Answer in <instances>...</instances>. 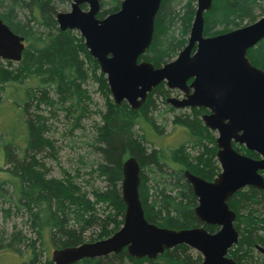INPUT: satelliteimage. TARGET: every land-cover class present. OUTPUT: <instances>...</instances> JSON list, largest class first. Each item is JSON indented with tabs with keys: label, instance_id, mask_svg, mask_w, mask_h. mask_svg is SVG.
Instances as JSON below:
<instances>
[{
	"label": "trees",
	"instance_id": "trees-1",
	"mask_svg": "<svg viewBox=\"0 0 264 264\" xmlns=\"http://www.w3.org/2000/svg\"><path fill=\"white\" fill-rule=\"evenodd\" d=\"M54 1L0 0V19L14 33L23 36L25 42L18 62L0 59V92H3L0 94V198L24 210L36 234L41 237L43 231H47L49 238L56 242L55 247L83 243V229L105 219L112 227L102 228L99 236L108 237L122 224L125 209L120 193L122 163L134 156L140 167L138 192L147 221L171 229L198 225L193 212L196 198L183 171L212 179L217 170L216 147L208 139V129L200 119L206 112L204 108H193L190 113L175 116L173 127L181 135V141L162 143L163 129L156 125L151 112L155 109V94L165 97L168 94L163 83L148 93L144 104L136 111L125 102L117 106L106 100L103 122L96 126L92 143L100 155L93 172L106 184L104 189L93 191L92 200L81 192L73 177L66 174L61 179L46 177L47 169L38 155L44 153V148L52 149V145L43 134L46 128L43 117L28 114V105L33 101L36 108L42 104L50 107L58 104L83 111L88 98L81 87L87 77L81 56L92 63L95 74L99 69L88 54L83 38L76 37L73 30L61 31L57 27ZM212 1L211 8L204 14L203 33L206 35L215 28L227 31L239 27L243 21L251 23L264 13V0ZM99 2L97 16L102 18L117 11L121 0ZM194 3L195 0H161L153 39L141 56L143 60L158 67L177 55L187 41ZM247 57L253 65L264 70V38L247 50ZM13 63L17 66L12 67ZM96 80L110 95L104 74L99 71ZM168 110L173 108L168 107ZM188 145L197 150L195 154L187 151ZM234 147L256 158L255 153L243 146L234 144ZM98 203L110 208L104 220L96 216ZM229 206L237 212L235 227L240 231L238 243L230 250V255L238 264H246L244 262L251 259L254 244L264 245L261 237L264 201L260 191L249 187L236 192ZM29 246V257L21 264H35L38 257L35 241ZM7 247L11 248L10 244ZM187 250L186 246H176L151 261L130 257L123 249L117 254L83 258L74 264H143V261L199 264L200 255L192 257L194 255ZM51 262L47 259V264Z\"/></svg>",
	"mask_w": 264,
	"mask_h": 264
},
{
	"label": "water",
	"instance_id": "water-1",
	"mask_svg": "<svg viewBox=\"0 0 264 264\" xmlns=\"http://www.w3.org/2000/svg\"><path fill=\"white\" fill-rule=\"evenodd\" d=\"M65 1H70V9L56 12L57 27L79 32L106 78L115 105L125 102L136 111L147 94L164 83L184 94L165 99L172 108L208 111L201 121L216 132L220 171L212 181L188 170L183 175L197 198L194 215L202 223L220 228L210 234L203 227L171 229L147 221L138 192L140 167L130 156L122 163L120 193L125 209L121 226L106 238L54 249L52 264H74L83 258L117 254L124 248L130 257L155 259L180 244L201 253V264H236L226 256L238 240L233 226L236 215L227 200L246 186L262 190L264 199L260 173L264 172V70L247 57V50L264 38V14L244 26L205 37L203 13L211 8L212 0H196L187 44L175 58L155 67L139 57L152 41L161 0H121L117 11L102 18L97 17L99 0ZM24 48V37L0 19V59L18 62ZM234 144L243 145L258 158L238 152ZM255 249L264 256L263 247L256 244Z\"/></svg>",
	"mask_w": 264,
	"mask_h": 264
},
{
	"label": "rangeland",
	"instance_id": "rangeland-1",
	"mask_svg": "<svg viewBox=\"0 0 264 264\" xmlns=\"http://www.w3.org/2000/svg\"><path fill=\"white\" fill-rule=\"evenodd\" d=\"M54 4L56 11L64 12L70 9L69 3L61 0H55ZM244 24H247V21H243L239 26ZM73 32L76 37H80L77 30H73ZM221 32L224 31L220 28H215L210 34L213 35ZM81 58L87 75L86 80L81 86L86 91L85 93L88 98L85 99L84 110H73V108H68V105H65L64 108L58 104L53 105V107L42 104L36 108L35 102L31 101L27 112L28 114H39L43 117L46 125L43 134L52 145V149L44 148V153L38 155L47 169L46 177L61 179L64 177V174L71 176L81 192L85 193L92 200L93 191L104 189L106 184L102 177L93 172L100 161V155L94 149L92 143L96 134V126L103 122L102 114L107 109L105 102L108 99L112 101V99L110 95H107L103 91L96 80L100 70L95 71V74L92 63L89 62L88 58L83 55ZM2 64L4 63L2 62ZM14 66H17V64L13 63L12 67ZM164 90L168 92L166 97H180V92L169 90L166 86ZM0 94H3V92H0ZM164 99L165 95L155 94V109L152 110L151 116L154 118L156 125L163 129L164 139L162 143L168 145L181 141L182 138L176 127H173L172 121L174 117L181 113H190V109L168 110V107L171 106L166 104ZM7 107L4 108L7 110ZM207 134L209 135L208 139L212 140L213 144H215L216 132L208 129ZM186 148L191 155L197 151L189 145ZM96 208V216L104 220L110 208L102 203H98ZM106 221V219L103 222L98 221L92 226L84 228L83 242H94L106 238L103 235L99 236L102 228L110 229L112 227V224L106 223ZM261 234V237L264 239V233L261 232ZM32 241H35V247L38 250L35 264H47V259L51 262V252L58 248L55 247L56 242L49 238L47 231H43L42 236L39 237L30 223L28 214L24 210L16 208L13 202L0 198V264H21V261L27 260L30 254L29 244ZM8 244H10L12 249L7 247ZM16 249L20 252H16ZM193 251L191 250V252ZM244 263L264 264V256L254 249L251 253V259ZM120 264L125 263L121 262ZM143 264L151 263L150 261H144Z\"/></svg>",
	"mask_w": 264,
	"mask_h": 264
},
{
	"label": "flooded vegetation",
	"instance_id": "flooded-vegetation-1",
	"mask_svg": "<svg viewBox=\"0 0 264 264\" xmlns=\"http://www.w3.org/2000/svg\"><path fill=\"white\" fill-rule=\"evenodd\" d=\"M61 1H63V2H67V3H69V6H70V1H65V0H61ZM213 2V1H212ZM84 5L85 4H82L81 5V7L82 8H84ZM195 9H196V0H195V6H194V12H195ZM56 10V9H55ZM207 11H209V10H206L204 13H203V17H204V14L207 12ZM56 12H58V11H56ZM61 12H63V11H61ZM65 12V11H64ZM99 13V12H98ZM56 14V13H55ZM264 14V13H263ZM262 14V15H263ZM98 15V14H97ZM261 15V16H262ZM193 16H194V14H193ZM260 16V17H261ZM98 17V16H97ZM98 18H100V17H98ZM258 19V18H257ZM192 20H193V18H192ZM192 20H191V23H192ZM154 21H155V19H154ZM204 23V22H203ZM247 24H249V23H247ZM244 25H246V24H244ZM244 25H241V26H244ZM241 26H239V27H241ZM190 27H191V25H190ZM238 28V27H237ZM233 29H235V28H233ZM203 30H204V25H203ZM230 30H232V29H230ZM230 30H227V31H230ZM189 31H190V29H189ZM227 31H224V32H227ZM224 32H221V33H224ZM217 34H220V33H217ZM188 35H189V33H188ZM203 35L205 36V37H207V36H213V35H216V34H213V35H211V34H208V35H206V34H204L203 33ZM152 39H153V37H152ZM187 40H188V37H187ZM152 42V41H151ZM187 44V41H186V43H185V45ZM184 45V46H185ZM183 46V47H184ZM182 47V48H183ZM181 48V49H182ZM180 49V50H181ZM179 50V51H180ZM193 50H194V48H193ZM178 51V52H179ZM178 54V53H177ZM142 56V55H141ZM141 56L139 57V59L140 60H143L142 58H141ZM177 56V55H176ZM175 56V57H176ZM175 57H173V58H175ZM172 58V59H173ZM172 59H170V60H172ZM169 60V61H170ZM146 61V60H145ZM149 62V61H148ZM159 67V66H158ZM188 83H190V81H188ZM164 84V83H163ZM165 85V84H164ZM170 90V89H169ZM174 91H176V92H180L179 90H174ZM148 95V94H147ZM180 97H176V98H182L183 96H184V94H183V92H180V95H179ZM167 97H169V96H167ZM167 97H165V99L167 98ZM173 97V96H172ZM147 98V97H146ZM164 99V100H165ZM197 108H202V107H197ZM174 109V108H173ZM188 109V108H187ZM191 109H193V108H191ZM190 109V110H191ZM205 109V108H204ZM206 110V109H205ZM206 112H208L207 110H206ZM206 112H204V113H206ZM203 114V113H202ZM201 114V115H202ZM200 119H201V116H200ZM203 123V122H202ZM204 125V124H203ZM240 146H243V145H240ZM216 147V146H215ZM244 147V146H243ZM245 148V147H244ZM246 149V148H245ZM217 150V149H216ZM247 150V149H246ZM238 151V150H237ZM247 151H249V150H247ZM238 152H240V151H238ZM249 152H251V151H249ZM215 153H216V151H215ZM240 153H242V154H245V155H247V156H250V155H248V154H246V153H244V152H240ZM254 153V152H253ZM256 154V153H255ZM250 157H252V156H250ZM215 158H216V154H215ZM253 158H255V157H253ZM256 158H258V155L256 154ZM216 162H217V158H216ZM185 171V170H184ZM183 171V172H184ZM189 171V170H188ZM217 172H216V174H215V176L212 178V179H210V180H207V181H212L215 177H216V175L218 174V172L220 171V168H219V164H218V162H217V170H216ZM192 173V172H191ZM262 175H263V178H264V172H260ZM194 174V173H193ZM195 175H197V174H195ZM184 176V175H183ZM199 176V175H198ZM201 177V176H200ZM185 178V177H184ZM203 178V177H202ZM204 179V178H203ZM186 180V179H185ZM206 180V179H205ZM189 184V183H188ZM191 187V186H190ZM249 187H251V186H246V187H243V188H241V189H239V190H243V189H246V188H249ZM251 188H254V187H251ZM254 189H256V188H254ZM192 190V189H191ZM239 190H237L236 192H238ZM256 190H258V191H260V193H261V197H262V190H259V189H256ZM236 192H234L231 196H230V198L236 193ZM193 193V192H192ZM196 198V197H195ZM230 198L227 200V203H228V206H229V200H230ZM262 200L264 201V199H263V197H262ZM196 205H197V198H196ZM195 205V206H196ZM229 208L232 210V211H234L235 212V220L233 221V226H234V228L238 231V240H239V237H240V231L235 227L236 226V217H237V212L235 211V210H233L230 206H229ZM194 210V209H193ZM194 212V211H193ZM195 216V215H194ZM196 217V216H195ZM197 218V217H196ZM198 220V222H199V224L198 225H195V226H191V227H188V228H194V227H203L208 233H210V234H212V233H215L220 227L219 226H217V225H208V224H205V223H202L199 219H197ZM152 223V222H151ZM155 224V223H154ZM157 225V224H156ZM209 227H213L214 229L213 230H209L208 228ZM183 229V228H182ZM187 229V228H186ZM238 240H237V243H238ZM237 243L236 244H234L231 248H229L228 249V251H227V257H229V258H232L233 260H235L231 255H230V250H232L236 245H237ZM257 244V243H256ZM256 244H254V246H253V248L255 249V245ZM180 245H183V246H186L187 248H188V253H190V254H193L194 256H192V257H195V255H200V257H201V261H200V263L199 264H201V262H202V259H203V257H202V255H201V253H199L198 251H196L195 249H193V248H191V247H189V246H187V245H184V244H180ZM180 245H177V246H180ZM257 245H259V244H257ZM259 246H261V245H259ZM264 246V245H263ZM263 246H261V247H263ZM174 247H176V246H174ZM174 247H172V248H174ZM172 248H169V249H172ZM264 248V247H263ZM125 249V248H124ZM169 249H166V250H169ZM253 249V250H254ZM126 250V249H125ZM191 250H194L193 252H191ZM256 250V249H255ZM165 251V250H164ZM163 251V252H164ZM127 252V251H126ZM259 252V251H258ZM128 254V253H127ZM162 254V253H161ZM161 254H159L155 259H148V258H146V257H143V258H138V259H146V260H151V261H154V260H156ZM111 255V254H110ZM135 259H137V258H135ZM144 262V261H143ZM235 262H236V264H238L237 263V261L235 260Z\"/></svg>",
	"mask_w": 264,
	"mask_h": 264
}]
</instances>
